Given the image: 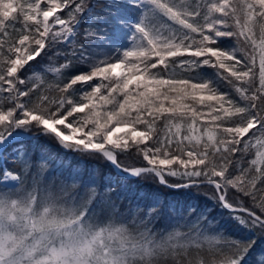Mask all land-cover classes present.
Listing matches in <instances>:
<instances>
[{
	"label": "snow or ice",
	"instance_id": "obj_1",
	"mask_svg": "<svg viewBox=\"0 0 264 264\" xmlns=\"http://www.w3.org/2000/svg\"><path fill=\"white\" fill-rule=\"evenodd\" d=\"M128 5L134 17L116 0L99 13L91 0H0V154L15 146L23 164L0 168V264H264V0ZM85 20L91 43L78 44ZM61 42L55 82L26 75ZM41 137L204 195L223 222L203 208L165 233L99 216L95 186L84 198L75 182L29 183L22 141Z\"/></svg>",
	"mask_w": 264,
	"mask_h": 264
},
{
	"label": "trees",
	"instance_id": "obj_2",
	"mask_svg": "<svg viewBox=\"0 0 264 264\" xmlns=\"http://www.w3.org/2000/svg\"><path fill=\"white\" fill-rule=\"evenodd\" d=\"M95 5V11L101 12L103 6H106L110 0H91ZM121 9L129 17L135 16V10L128 5V0H116ZM109 19H111L109 17ZM88 20H85L77 33L75 40L78 44H89L86 40L84 28L88 26ZM101 27H104L101 25ZM111 31V29H109ZM99 44L100 41H96ZM231 43V42H229ZM70 45L61 42L48 51L43 59L37 58L39 63L33 64L29 69L27 76L40 75L48 82L57 80V73L52 69H58L66 61L63 56H57L56 53H64L69 50ZM69 73L61 70L59 75L66 76ZM25 157L29 161L28 180L31 183L35 177L43 185H51L58 189L62 185H71L76 183L74 192L79 196L87 198L92 196L91 187L95 186L96 195L93 205L96 207L99 216L114 217L129 225H147L153 231L165 232L179 228L180 231H187V227L196 224L199 209H211L208 220L216 217L223 222V217L219 216V209L212 207V202L204 195H196L184 190H175L159 184L153 178H136L131 176H119L115 169L99 157L89 158L77 153L65 151L55 141L41 137L38 142L22 141ZM9 146L7 151L0 154V168L7 167L13 173H22L23 164L16 160L18 153ZM253 153H250L246 159H251ZM126 164L133 166H142L135 158L121 157ZM44 163L46 168L41 173L39 165ZM146 163V162H145ZM75 177V181L73 180ZM111 185L115 186V191L106 193L105 189ZM202 191L211 192V187H206ZM102 197V199H101ZM196 207V212H189V206ZM143 222V225L141 224ZM201 227L207 229L208 234H213L216 227L215 221L208 225L206 221L199 222ZM206 256V253H202Z\"/></svg>",
	"mask_w": 264,
	"mask_h": 264
},
{
	"label": "rangeland",
	"instance_id": "obj_3",
	"mask_svg": "<svg viewBox=\"0 0 264 264\" xmlns=\"http://www.w3.org/2000/svg\"><path fill=\"white\" fill-rule=\"evenodd\" d=\"M15 174V173H14Z\"/></svg>",
	"mask_w": 264,
	"mask_h": 264
}]
</instances>
